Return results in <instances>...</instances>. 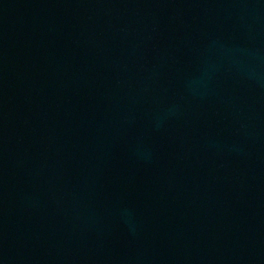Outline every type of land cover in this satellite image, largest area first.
<instances>
[{
	"label": "water",
	"instance_id": "obj_1",
	"mask_svg": "<svg viewBox=\"0 0 264 264\" xmlns=\"http://www.w3.org/2000/svg\"><path fill=\"white\" fill-rule=\"evenodd\" d=\"M0 264H264V0H0Z\"/></svg>",
	"mask_w": 264,
	"mask_h": 264
}]
</instances>
